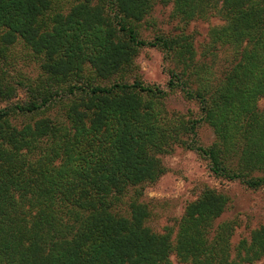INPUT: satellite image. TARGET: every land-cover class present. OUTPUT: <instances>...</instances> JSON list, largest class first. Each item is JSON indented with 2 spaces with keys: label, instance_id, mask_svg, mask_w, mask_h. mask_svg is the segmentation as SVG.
<instances>
[{
  "label": "trees",
  "instance_id": "trees-1",
  "mask_svg": "<svg viewBox=\"0 0 264 264\" xmlns=\"http://www.w3.org/2000/svg\"><path fill=\"white\" fill-rule=\"evenodd\" d=\"M190 21L217 10L208 52L187 33L142 37L156 0H0V62L22 44L37 78L15 85L0 72V264H252L264 259V225L237 245L234 225L215 226L230 197L204 186L187 203L175 239L149 225L144 187L186 144L218 177L264 189V0H171ZM173 61L169 88L202 116L170 114L165 89L136 72L144 46ZM232 54L216 71L217 51ZM17 86L27 98L15 100ZM200 121L210 145L185 136ZM129 196V197H128Z\"/></svg>",
  "mask_w": 264,
  "mask_h": 264
},
{
  "label": "rangeland",
  "instance_id": "rangeland-1",
  "mask_svg": "<svg viewBox=\"0 0 264 264\" xmlns=\"http://www.w3.org/2000/svg\"><path fill=\"white\" fill-rule=\"evenodd\" d=\"M174 3L171 0H156L152 13L142 22V37L153 39L156 33H187L192 36L196 54L208 52L207 43L210 41V31L213 27L223 25L220 12L210 10L204 16L186 21L173 13ZM11 64L0 62V72L15 85L22 77L37 78L40 74L39 61L33 57L22 44H17L11 50ZM216 71L221 69L230 58L232 52L224 48L217 51ZM138 72L146 84L157 85L166 91L165 106L170 114L183 116L186 120L202 116L200 105L196 100L187 98L181 90L169 88V68L173 61L166 57L157 47H142L135 61ZM15 100L27 98V89L17 86ZM7 103L0 101V108ZM264 107V99L260 100ZM187 141L196 140L203 145H210L215 140L211 126L200 121L197 134L185 136ZM166 172L155 182L144 187L141 201L151 208L148 225L156 232H172L175 239L179 221L188 202L196 199L204 186L215 188L229 195L231 201L227 211L215 221V226L230 221L234 225L231 241L237 245L240 240L249 237L251 231L264 225V189H250L239 181H230L216 176L209 168L208 161L197 150L186 144H174L171 152L160 155ZM129 197V196H128ZM174 264H191L183 262L175 254L171 256ZM252 264H264V259Z\"/></svg>",
  "mask_w": 264,
  "mask_h": 264
}]
</instances>
